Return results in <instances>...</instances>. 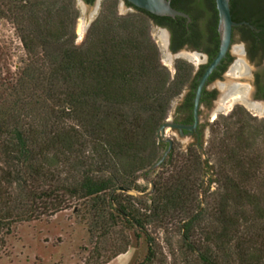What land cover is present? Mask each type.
Returning <instances> with one entry per match:
<instances>
[{
  "label": "trees",
  "instance_id": "1",
  "mask_svg": "<svg viewBox=\"0 0 264 264\" xmlns=\"http://www.w3.org/2000/svg\"><path fill=\"white\" fill-rule=\"evenodd\" d=\"M192 1L213 0L170 6L184 13ZM116 3L103 2L75 46L72 0L7 1L26 64L12 88L16 99L0 107V230L80 204L106 235L116 228L127 235L103 264L125 254L132 239L145 252L136 264L153 263L151 231L177 237L185 264H264V152L255 148L264 120L255 123L242 109L218 118L211 131L222 128L228 142L212 144L217 168L198 149L181 158L171 149L152 177L147 170L164 153L157 131L188 69L178 62L171 79L148 34L154 16L126 2L133 12L116 17ZM229 5L233 21L246 20L264 35V0ZM176 19L183 35L184 21ZM139 173L153 181L147 196L151 188L134 185Z\"/></svg>",
  "mask_w": 264,
  "mask_h": 264
},
{
  "label": "rangeland",
  "instance_id": "2",
  "mask_svg": "<svg viewBox=\"0 0 264 264\" xmlns=\"http://www.w3.org/2000/svg\"><path fill=\"white\" fill-rule=\"evenodd\" d=\"M8 0H0V107L7 108L11 100L16 98L12 96V88L17 79L20 77L22 70L26 64V54L20 42V33L17 30L14 18L15 15L10 13L7 5ZM73 1V10L75 12V22L73 26V36L75 46H81L88 34L91 25L84 27L80 38L81 16L82 10H76L75 0ZM114 8L116 17H125L127 15L117 16L120 10L119 0ZM99 8L95 19H89L91 24L99 16L104 1H100ZM148 34L158 52L159 62L161 64L158 44L156 36L151 35V27H148ZM183 60L184 59H179ZM170 74L172 79L173 69L161 64ZM178 98L170 105L167 119L169 122L174 111ZM2 108V107H1ZM248 117L258 123L264 120V115L253 116L248 112ZM228 114L223 112L216 114L220 118H225ZM210 122V133L208 132L204 154H209L210 166L217 168L219 154L212 146L216 140L224 139L228 142L226 136L222 133V128L219 133L215 132ZM223 134V136H222ZM167 138L171 140V149L174 152L175 158H181L180 144L173 139L168 133ZM211 143V144H210ZM233 144L229 142V146ZM166 146L163 144V149L159 151L162 154ZM255 148L264 152V138L259 139ZM195 151V150H194ZM264 162V161H263ZM174 165H179L176 162ZM173 165V166H174ZM264 174V165H263ZM153 177V174H152ZM144 180L141 173L137 174L134 185L140 191H149V179ZM215 185H211L209 193L214 192ZM138 192H132L131 196L137 197ZM151 235L156 243V260L151 264H185L182 257L177 251L178 238L172 237V234H164L162 231H151ZM126 233L121 232L120 228L108 235L105 233V228L97 227L90 214H85V211L79 205L71 206L70 209L63 211L54 217L41 219L37 222L23 223L15 225L9 231L6 229L0 230V264H103L108 258L116 254L122 247ZM132 238V237H131ZM168 238H171V245H168ZM132 246L123 255H119L112 259L108 264H136L145 256L143 246L132 239Z\"/></svg>",
  "mask_w": 264,
  "mask_h": 264
},
{
  "label": "flooded vegetation",
  "instance_id": "3",
  "mask_svg": "<svg viewBox=\"0 0 264 264\" xmlns=\"http://www.w3.org/2000/svg\"><path fill=\"white\" fill-rule=\"evenodd\" d=\"M81 2L95 6L97 0H92L91 4H87L85 0ZM121 3L133 12L124 0H121ZM98 8H95L94 14L97 13ZM183 14L187 16V19L154 16L155 19L150 21V27L157 30L164 51L173 57V77L176 74L178 62H184L187 66V80L176 97L181 100V104L172 123L191 126L195 121L194 100L198 85L219 50L220 39L214 0L203 3L192 1ZM176 18L184 21L182 22L183 35L178 27V23H181ZM233 22L246 23L248 26L232 28L231 43L225 57L202 86L196 112V127L191 131L182 130L181 132L173 129L180 137L191 138L194 141L193 146L197 148L203 141L204 124L212 122L211 125H213L220 117L216 114L228 111L226 118L237 109H242L247 115L250 111L256 115H264V35L255 29L251 30L249 26L252 25L246 20ZM182 51L184 52L181 53ZM181 58L185 61L179 60ZM239 64L243 66V70L237 69ZM202 109H205L207 114L200 119ZM206 130L210 133L209 126ZM164 145L167 149L168 145L166 143Z\"/></svg>",
  "mask_w": 264,
  "mask_h": 264
},
{
  "label": "water",
  "instance_id": "4",
  "mask_svg": "<svg viewBox=\"0 0 264 264\" xmlns=\"http://www.w3.org/2000/svg\"><path fill=\"white\" fill-rule=\"evenodd\" d=\"M100 1H105V0H97L95 6H90V5H85L81 2V0H75V6L76 10H82V16H81V30H80V38L82 36L83 28L87 27L89 25H92L89 19H95L96 14H94L95 8L98 7ZM128 4L133 6L136 9L145 11L146 13L156 16V17H169V18H175V17H180L183 19H187V16L184 15L181 12H178L174 10L170 6V0H126ZM120 3V10L117 14V16L120 15H129L131 10L126 9L122 3L121 0H119ZM215 8L217 11L218 15V34H219V39H220V44H219V50L215 56V58L212 60L208 68L206 69L205 73L203 74L199 85L198 89L196 92V98L194 100V124L191 126H182V125H177L173 124L172 119L176 117V113L178 112V108L181 104V100H178L176 103V106L174 108V111L171 115V118L168 121H165L158 129L157 131V138L158 142L162 143V148L163 149V144H167V149L165 148L164 153L162 156L159 158L157 162H155L148 170L147 172L150 174H155L161 164L164 162L165 158L167 157L168 153L171 150L172 147V142L167 138L166 133H168L173 139H175L181 147V153L187 152V150L191 149L192 151L194 150H199L200 152L204 153V148L206 144V139L208 135V130H206L207 126H210V123H205L203 127V141L200 143L199 148L193 147L194 141L191 138L187 137H180L173 129H177L180 132L182 130L185 131H191L196 127L197 124V119H196V112L199 104V95L200 91L202 89V86L204 85L207 77L210 75V73L219 65L221 60L225 57L231 43V33H232V28L241 26V25H246V23H239L236 24L232 21L231 19V14H230V5H229V0H214ZM251 30H254L252 26H249ZM150 36H156L157 39V44H158V49H159V54H160V59H161V64L167 67H172V62H173V57L170 56L168 53H166L161 45L160 42V34L157 32V30L153 27H151V35ZM182 51L181 53H183ZM182 59V58H181ZM237 69L243 70V66L239 64L237 66ZM227 112V111H224ZM223 113V112H222ZM250 113L257 117L260 116L259 114H255L254 112L250 111ZM207 114V111L205 109H202L201 114H200V119H203ZM220 114V113H219ZM195 148V149H194ZM202 160H207L208 164L210 165V159H209V154H204L201 156ZM149 185L151 190L147 192L146 194H143L141 196H147L151 193L153 189V181L152 179L148 180ZM122 192H125L127 194H131L132 191H129L127 189H121Z\"/></svg>",
  "mask_w": 264,
  "mask_h": 264
}]
</instances>
